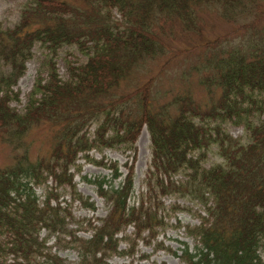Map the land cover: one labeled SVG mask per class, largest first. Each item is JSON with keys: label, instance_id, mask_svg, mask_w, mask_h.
<instances>
[{"label": "trees", "instance_id": "16d2710c", "mask_svg": "<svg viewBox=\"0 0 264 264\" xmlns=\"http://www.w3.org/2000/svg\"><path fill=\"white\" fill-rule=\"evenodd\" d=\"M80 1L83 8L66 0H24L17 23L0 22V141L19 152L11 166L0 169V264H71L58 255L63 249L76 252L74 264H110L113 256L132 258L140 242L176 255L159 239L171 219V227L183 228L195 243L191 250L180 242L184 264H264V28L252 31L264 19V0ZM204 6L219 9L229 23L253 15L238 27L246 30L241 41L226 45V35L202 39ZM173 31L202 41L173 49L166 41ZM36 46L42 50L36 75L17 110L11 106L19 101L14 87ZM72 46L84 60L68 52L73 60L64 59L63 79L57 59ZM197 48L204 50L198 62L181 74L196 75L208 102L186 90L153 104L152 88L168 58L157 74L112 97L133 66ZM226 124L241 127L244 135L232 136ZM41 125L49 130L50 151L32 161L24 140ZM144 126L150 161L136 196L135 143ZM117 148L133 152L125 175L116 161L90 155ZM209 155L217 159L209 163ZM79 158L110 171L80 176L106 207L97 223L72 213L74 203L96 210L74 182ZM165 198L174 201L165 204ZM180 211L198 223L181 225Z\"/></svg>", "mask_w": 264, "mask_h": 264}, {"label": "rangeland", "instance_id": "374dc122", "mask_svg": "<svg viewBox=\"0 0 264 264\" xmlns=\"http://www.w3.org/2000/svg\"><path fill=\"white\" fill-rule=\"evenodd\" d=\"M24 0H0V22L4 26L12 27L17 23L19 19V11ZM69 4L76 8H83L80 0H66ZM200 11L201 24H202V39H214L218 36L226 35L228 41L226 45H236L241 41L242 36L246 33L244 28H238L243 26L246 23H250L253 19V15L248 18H239L236 23L225 22L220 17L219 9L216 7L204 6L201 7ZM264 12V1L261 2V8L259 9ZM115 18H119L118 14H114ZM255 30H261L264 28V19L258 21L255 24ZM167 39V38H166ZM165 39V40H166ZM202 39L199 36H191L189 34L184 35L179 31H173V34L169 36V39L166 41L169 45L176 50H180L186 47H190L192 43L199 44ZM225 40H223L224 42ZM225 44V43H224ZM223 44V45H224ZM204 50L197 48L192 54L185 55L182 54L177 57L169 58L170 55L167 54L162 58L156 60H146V62L141 63L140 65L133 66L130 72L128 73L125 80L119 85L117 89L112 91V97H116L120 94L131 91L134 86L139 85L148 77L157 74L160 70V66L167 60L164 69L158 74L157 80L154 83L152 88L153 104L155 106H161L167 102H170L175 95L183 93L184 91H190V94L194 99L199 102H208V98L205 95L202 88L197 84L196 75H192L190 78H184L182 76L183 71H188L191 66H194L199 59L200 52L203 53ZM42 50L36 46L34 48V57L29 60L26 64L25 74L18 80L17 85L14 87V90L18 92L19 101H13L11 106L17 110H21L26 102L27 95L32 87L37 67L38 60L41 57ZM68 52H71L75 55L76 58L81 62L84 60V57L77 51L75 46L64 47L59 52V57L57 59V68L61 78L65 79L67 77L65 58L73 60V57L67 55ZM67 56V57H65ZM106 99L109 97H105ZM105 99V100H106ZM264 117V114H263ZM226 131L234 137L243 136V130L241 127L233 126L231 124L224 125ZM49 130L46 125H41L40 127L34 128L29 135L25 138V144L27 145L28 156L30 160H36L39 157L47 156L50 151V142H49ZM136 146V155L133 164V186L134 193L137 196L139 191L144 189L143 178L145 171L148 167L150 161V141L148 132L145 126L142 128L140 134L135 143ZM19 152H13L10 146L6 143L0 141V169L7 166H11L14 163V155H17ZM90 155L95 159L99 160L104 156L107 161H116L119 166V171L125 175L126 167L125 163L130 164L132 162L133 152L131 150H125L123 148L117 149H108L103 153L96 151H91ZM217 158L216 156L209 155L208 162H213ZM81 166V171L78 175L74 177V182L76 183L77 190L84 196L89 197L90 201L94 202L95 211L91 212L86 210L74 203L72 205V213L76 219H89L97 223V219H100L106 215V207L101 198H99L94 190V186L83 181L80 176H87L92 178L94 176H109L110 171L104 167L98 166L93 163L85 162L84 159L79 158L77 161ZM50 183V182H49ZM116 183V182H115ZM37 194L40 193V189H36ZM68 195L64 196L65 200H68ZM174 199L165 198L164 203H172ZM177 202L180 205H189L192 206L193 210H196L197 206L191 205L188 201L183 199H178ZM177 219L180 220L181 225L185 226L187 224L194 225L198 223L196 218L192 217L191 214L186 212L176 213ZM174 224V219L169 221V225ZM169 226L159 237L160 240H163L164 247H168L176 253L173 255L168 250L163 249H153V245H143L140 242L135 250L136 254L131 257H119L113 256L109 259L110 264H184L181 259L178 257L180 252L178 248L181 247L180 242H185L188 247L192 250L195 246L193 239L187 237L183 228H175ZM131 229L129 228L126 233L130 234ZM44 231L42 235H44ZM82 237H88V232L80 231L78 233ZM54 241L53 238L50 239L48 244H52ZM126 247L125 243L119 244V249H124ZM58 255L64 258L71 264H74L78 260V256L75 251L69 249H63L58 252ZM139 255H145L147 258L141 259Z\"/></svg>", "mask_w": 264, "mask_h": 264}]
</instances>
